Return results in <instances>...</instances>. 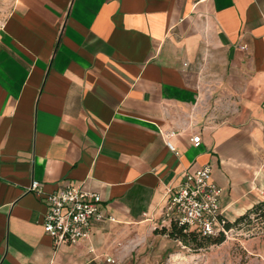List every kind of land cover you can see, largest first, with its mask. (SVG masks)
<instances>
[{"label":"crops","instance_id":"0c3cea01","mask_svg":"<svg viewBox=\"0 0 264 264\" xmlns=\"http://www.w3.org/2000/svg\"><path fill=\"white\" fill-rule=\"evenodd\" d=\"M203 164L236 237L257 228L264 0H15L0 24V264H264L262 227L234 238L233 260L160 231L166 187ZM32 180L96 192L115 219L55 245Z\"/></svg>","mask_w":264,"mask_h":264},{"label":"built area","instance_id":"2783aa9c","mask_svg":"<svg viewBox=\"0 0 264 264\" xmlns=\"http://www.w3.org/2000/svg\"><path fill=\"white\" fill-rule=\"evenodd\" d=\"M173 135L175 131H169L163 134V138L166 146L177 154L169 140ZM191 141L198 145L199 134L193 135ZM210 175V165L203 164L192 173L185 172L177 188L166 187L162 202L165 225L175 223L183 226L184 230L195 229L212 237L223 235L226 238L229 234L236 233L234 226L226 225L229 219L221 206L222 187L212 181ZM26 189L44 197L47 210L41 224L43 231L51 237L55 245L88 239L93 222L115 219L102 209V199L98 193L84 190L78 185H63L47 194L42 192L39 181L32 180ZM144 215L148 217L147 214ZM106 261L113 260L108 257Z\"/></svg>","mask_w":264,"mask_h":264},{"label":"trees","instance_id":"16d2710c","mask_svg":"<svg viewBox=\"0 0 264 264\" xmlns=\"http://www.w3.org/2000/svg\"><path fill=\"white\" fill-rule=\"evenodd\" d=\"M252 212H255L261 218H264V199L260 201L253 207ZM248 215L244 216L242 219H246ZM238 220L235 222H227V226H234ZM162 233H166L169 237L180 240L184 245L197 250L202 247H206L210 244H218L224 240L223 235L212 237L208 235L201 234L195 229L184 230L183 226H179L175 223H171L168 229L161 228Z\"/></svg>","mask_w":264,"mask_h":264},{"label":"rangeland","instance_id":"374dc122","mask_svg":"<svg viewBox=\"0 0 264 264\" xmlns=\"http://www.w3.org/2000/svg\"><path fill=\"white\" fill-rule=\"evenodd\" d=\"M14 2H15V0H0V24L2 22H4L6 16L10 12V10L12 9ZM246 227H248V226H246ZM253 227H257V228H255V229L250 228V231L244 230L242 232L243 234L240 236H237V237H239V238L241 237L242 239H247L249 237H252L255 234L254 232L258 231L257 230L258 227H262V230H264V218H260V221L257 222V225L253 224ZM236 233L229 234L230 236H228L226 238L223 236L224 240L227 239L229 243H222L224 240L220 242V260H221L222 256H224V255H222L224 253V249L226 251H229L228 257L231 260H233L234 257L238 258V256L236 254L241 253V251L243 250V249H241L242 247L239 245V242L236 239H234V238H237ZM260 236L264 237V233L261 234ZM211 245H216V244H210L208 246H211ZM244 256H245V258H244ZM250 256H252V255L249 254L246 256L245 254H242L241 255V261L244 262V259L246 261L250 260ZM173 260L174 259H172V261Z\"/></svg>","mask_w":264,"mask_h":264}]
</instances>
